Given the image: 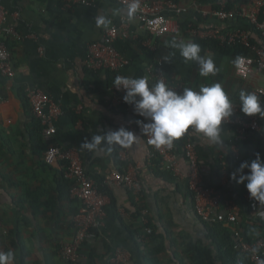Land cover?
<instances>
[{"label":"crops","instance_id":"obj_1","mask_svg":"<svg viewBox=\"0 0 264 264\" xmlns=\"http://www.w3.org/2000/svg\"><path fill=\"white\" fill-rule=\"evenodd\" d=\"M192 3L193 0L178 1L184 7ZM237 3L235 0L233 6ZM0 5L8 13L6 26L21 38H7L14 77L0 75V251H14V264H66L59 249L74 235L73 219L80 204L67 189L69 183L63 180V169L43 164L47 145L39 137L29 107L20 99L28 89H39L63 110L51 144L75 149L89 178L108 197L100 237L83 244L79 264H110L115 249L129 255L126 264H246L243 258L234 260L228 253L225 231H231L230 227L204 223L196 216L187 189L189 166L183 155V139L175 145L173 142L180 174L174 177L151 160L150 148L136 123L144 118L134 112L132 105L115 100L114 75L107 71L90 72L83 66L88 45L101 41L105 30L96 26V16L106 15L112 26L124 17L123 12L113 15V11L123 8L109 0H92L88 7L67 6V0H0ZM201 7L211 10L209 6ZM183 24L224 32L243 30L256 47L264 50V38L240 20L204 19L190 11L181 17L180 25ZM130 32L129 40L115 43L128 63L124 68L127 77L146 75L155 61L162 66L178 64L173 73L163 69L170 88L178 93L184 88L199 91L201 86L218 82L239 109L242 90L249 93L264 87V74L254 73L245 80L236 76L233 54L222 57L209 50L201 51V55H211L219 71L215 76H200L199 66L193 61L185 62L179 49L172 46L174 39L194 42L181 31V26L177 34L151 39L133 20ZM146 41L154 45L153 52L143 45ZM153 84L150 80V86ZM121 127L140 140L126 148L114 146L107 156L80 148L92 135ZM221 127L222 146L210 144L191 129L186 136L195 146L203 185L215 187L237 205L242 236L261 242L264 254V202H259L257 213L251 214L244 200V184L230 180V174L242 162L256 159L257 154L264 161V118L260 120V131L250 133L238 146L236 155L231 149L234 130ZM120 151H125L128 166L141 167L139 201L126 188L100 184L123 167L118 159ZM139 210L145 212L152 229L145 243L140 242L143 224ZM16 240L22 243L23 256L12 245Z\"/></svg>","mask_w":264,"mask_h":264},{"label":"built area","instance_id":"obj_2","mask_svg":"<svg viewBox=\"0 0 264 264\" xmlns=\"http://www.w3.org/2000/svg\"><path fill=\"white\" fill-rule=\"evenodd\" d=\"M121 8L125 9L129 0H109ZM231 9H227L228 0H220L216 9L210 11L203 10L201 6L192 3L189 7H184L171 0H140V8L134 20L140 28L151 38L160 39L168 35H174L180 31V19L182 16L192 11L201 15L204 19L212 17L221 22H233L240 20L245 22L250 28L264 38V0H237ZM88 7L92 5V0H67V6ZM8 13L0 5V75L6 78L14 77L12 57L7 44V38L21 40L20 36L12 28L6 26ZM131 22L121 17L118 24L112 25L104 30L101 41L91 43L87 47V52L83 61V66L90 72L107 71L116 76H126L124 68L128 64L122 58L115 47L119 40L126 41L131 38ZM186 34L191 40H211L217 41L221 45L241 46L248 49L251 56H241V62H235V74L240 79H248L254 73L264 74V50L256 47L250 41V36L243 30H233L224 32L215 29H204L193 24H188ZM143 45L151 52L155 50L154 45L149 41ZM237 61V58H236ZM156 83L163 79L167 84L166 76L163 72L162 63L155 61L152 63L146 75ZM143 77V76H142ZM112 93L118 103L123 102L124 90H117L112 87ZM259 97L260 103L264 106V87L251 90ZM25 98L33 117L40 123L42 128L41 138L46 143L43 154V162L48 166H60L63 169V177L71 183L70 194L79 202L80 207L73 219L74 235L67 244L59 249V255L66 264H79L81 258V248L86 241L99 239L103 221L106 216V206L108 197L99 191V185L89 178L84 170L83 161L80 154L75 149H66L51 144L56 135V123L63 116V110L58 102L53 101L48 95L39 89H28ZM261 117L245 116L234 106L231 117L222 122V125L231 127L234 134L231 141L233 153L238 151L250 133L260 131ZM145 142L150 148V158L162 167L166 172L174 177L180 176L177 168L175 149L162 147L156 149ZM183 139V155L188 163L189 171L186 175L187 189L191 195L193 208L196 216L204 223L219 224L231 228L233 249L247 255L250 264H264L263 245L259 241H247L238 228V217L240 210L237 205L223 196L220 190L215 187L204 186V175L198 166V157L193 142L186 136ZM119 161L124 164L117 172L112 173L101 185L109 184L116 187L126 188L132 193L135 201H139L141 185L138 179L139 165L128 166L125 151L118 153ZM244 200L249 207L251 214L258 211L259 201L249 197L245 192ZM143 224V235L140 242L145 243L150 239L152 230L148 226V221L144 211L137 212ZM129 255L115 249L110 258V264H126Z\"/></svg>","mask_w":264,"mask_h":264},{"label":"clouds","instance_id":"obj_3","mask_svg":"<svg viewBox=\"0 0 264 264\" xmlns=\"http://www.w3.org/2000/svg\"><path fill=\"white\" fill-rule=\"evenodd\" d=\"M140 8V0H129L125 9H115L113 15H121L129 22L133 21ZM96 26L107 29L111 20L106 15L95 18ZM172 46L179 49L185 62L193 61L199 66L202 77L215 76L219 69L211 55H201V46L195 42H185L182 38L174 39ZM168 61V56L164 57ZM241 62L237 58L236 63ZM113 87L124 90L123 102L133 106L134 112L143 117L137 120L147 143L160 149H171L173 142L182 138L190 129L201 134L210 144L222 146V122L231 117L233 103L218 82L201 86L199 91L184 88L181 93L170 88L163 79L149 84L147 76L131 78L116 76ZM240 111L245 116L264 118V106L254 93L241 91L239 94ZM148 121L145 123L144 121ZM140 140L132 131L121 127L107 133L92 135L80 148L98 155H110L114 146L129 147ZM247 169L245 174L244 170ZM230 180L236 184H244L249 197L264 202V161L259 154L252 161H244L230 174ZM15 253L12 250L0 251V264H14Z\"/></svg>","mask_w":264,"mask_h":264},{"label":"trees","instance_id":"obj_4","mask_svg":"<svg viewBox=\"0 0 264 264\" xmlns=\"http://www.w3.org/2000/svg\"><path fill=\"white\" fill-rule=\"evenodd\" d=\"M171 1H173L175 3H178L179 0H171ZM219 1L220 0H193V2L196 3L197 5H199V6H209V7H211V9H216L217 8L216 5H217V3ZM234 1L235 0H228L227 9H231L233 7ZM187 25L188 24L180 25L181 26V31L183 33H185V34H186ZM193 41L201 46L202 51L209 50V51H211V52H213V53H215V54H217L219 56H222V57L223 56H227L229 54L235 55L236 58L241 57V56H251L252 55V53L248 49L243 48L241 46L221 45L219 42H217V41H211V40H198V39H195ZM251 43L254 45V43L252 41H251ZM170 64L171 63H169L168 65L167 64H163L162 67L168 73H173L174 70H175V67L178 64L177 65L176 64H171L170 65ZM114 78H115V75H114ZM20 99L25 103V105L28 106L27 101H26V98H25V95H24V97H20ZM36 123H37V130H38V133H39V137L41 138L42 128L40 126V123L37 120H36ZM178 143H180V140H175L174 141V145L175 144H178ZM181 146H182V144H181ZM43 164H45V163L43 162ZM46 166H48V165H46ZM63 180H64L65 183H67V184L69 183V185L67 186V189L70 191V189H71V183L68 182L67 180H65L64 177H63ZM148 226L151 229V227H150L149 224H148ZM225 235L227 236V238H226L227 241H228L227 247H228V253H229L230 257L231 258L233 257L234 260H240L241 258H243V260L245 261L246 264H250L247 255H242V254L236 252L233 249L232 232L230 230H227V231H225ZM248 241H250V240H248ZM12 245H13V247L19 248L22 251V256L25 254V252L23 251L24 248H23L22 243L20 241H17L16 240V241H14L12 243Z\"/></svg>","mask_w":264,"mask_h":264}]
</instances>
